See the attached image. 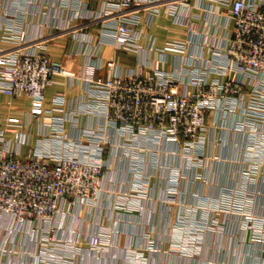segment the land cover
<instances>
[{
    "label": "built area",
    "instance_id": "built-area-1",
    "mask_svg": "<svg viewBox=\"0 0 264 264\" xmlns=\"http://www.w3.org/2000/svg\"><path fill=\"white\" fill-rule=\"evenodd\" d=\"M191 1H195V6L190 5ZM204 1L220 5L228 12L230 35L223 38L224 45L220 47L214 43L215 37L210 45L202 42L212 50V59L205 66L185 62L177 71H162L159 66L167 62L168 55L183 58L189 43L199 36L193 29L190 12L194 7L203 8ZM60 3L70 15L63 25L51 24L55 31L52 34L29 36L20 27L26 23L24 12L6 13L0 29L4 33L0 37V94L26 97L31 105L29 115L44 130L40 146L24 156L20 147L28 144V137L16 134V147L12 149L10 139L0 130V264H15L18 255L26 257L22 264H73L72 258L78 253L94 255L106 249L110 243L104 232L68 230L64 224H68L67 219H76L80 213H91L97 207L110 159L127 161L134 190L116 194L114 209L132 210L130 205L141 208L139 203L151 189L152 177L144 169V153L164 143L175 146L181 153L183 166H157L156 154L151 166L167 170L168 185L176 187L187 179V172L203 167L206 161V117L210 111L240 113L241 120L234 128L247 134L252 129L246 150L249 166L242 172L253 178L264 167V0H61ZM161 13H166L175 25L185 27L192 39L174 40L157 50L154 38L149 36L148 51L158 57L138 63L137 70L114 59L102 62L98 50L104 45L112 46L116 52L140 54L142 37H147L152 19ZM94 27H98V44L91 47V38L86 34L82 39L93 62L85 65L80 75L68 72L62 62L46 54L47 43L56 34L74 36ZM3 44L9 48L3 49ZM100 68L106 70V78H94L95 70ZM232 73L236 75L233 79ZM212 75L217 78L211 79ZM54 76L81 80L87 102L80 100L78 107L69 110L66 99L56 96L51 108L44 111L45 90ZM82 114L102 120L103 126L82 129L77 137L67 139L68 123L76 128ZM107 127L118 137L114 147ZM109 145L115 155L104 158ZM199 177L195 176V180ZM242 192L236 189L222 192L219 199L222 203L216 206L219 209L215 213L239 216V231L252 232L253 240L264 243V219L242 211L241 199L245 198ZM189 220L187 214H182L174 226L178 234L174 243L182 255L199 250V234L204 227L199 219L195 227ZM213 223L223 227L219 221ZM147 246L150 247V242ZM66 251L71 252V258ZM142 254L139 247L128 251L124 259L128 264H140ZM260 263L264 264V260Z\"/></svg>",
    "mask_w": 264,
    "mask_h": 264
},
{
    "label": "crops",
    "instance_id": "crops-1",
    "mask_svg": "<svg viewBox=\"0 0 264 264\" xmlns=\"http://www.w3.org/2000/svg\"><path fill=\"white\" fill-rule=\"evenodd\" d=\"M60 1L10 0L6 2L0 0V29L3 28L6 13L19 15L24 12L27 14L26 23H22L20 27L29 36L52 34L55 31L52 30L51 24L57 22L63 25L64 20L70 15L66 9H62L63 4L61 5ZM194 2L191 1L190 5L195 6ZM206 2L203 3V8L194 7L190 12L193 16V29L199 34L196 40L193 39L188 45L187 55L193 58L190 59L187 55L183 58L168 55L167 62L159 66L162 71H177L185 62H190L192 66L203 67L207 60L212 59V50L204 46L202 42L207 41L206 43L210 45L213 41L212 37H215L214 43L218 47L224 45L223 38H227L231 32V24L226 19L228 12L220 5ZM142 28L144 29L143 26ZM3 34V31H0V37ZM85 34L91 38L89 42L91 47L98 44V27L80 31L74 36L70 33L56 34L53 40L47 43L46 54L51 59L62 62L68 72L76 76L80 75L83 67L93 62V59L88 56L86 42L82 40ZM147 34V37H142L140 41L143 51L138 55L116 52L112 46L104 45L99 48L98 56L102 62L114 59L125 67L137 70L138 63H145L147 59L153 60L158 57L157 53L148 51L147 38L149 36L154 38V48L157 50L174 40L192 39L187 29L175 25L166 13H161L152 19ZM2 48L8 49L9 45L3 44ZM106 77L107 73L104 68L95 70L94 78ZM234 77L236 75L232 73L230 78ZM210 78H217V75H212ZM56 96L66 99L69 110L78 107L80 100L87 102L83 82L81 80L71 81L65 76L52 78V84L45 90L44 111L51 108V101ZM30 110V101L26 97L12 98L0 94V130L5 133L6 139H10L12 149L16 147L14 143L16 134L28 137V144L20 147V154L23 156L33 148L40 146L42 139L40 134L44 133L40 123L34 121L29 115ZM55 114L61 115L60 112H55ZM240 120L238 111L228 114L214 111L207 113L206 161L203 167L186 173L187 179L180 183L184 193L179 199L185 204L196 205L199 202L205 207L207 204L210 206L221 204L222 202L219 201L221 193L226 190L236 189L243 192L247 190L250 194L247 195L248 197L238 198L246 203L245 211L264 219V167H260L253 178L243 174L242 171L249 166L246 150L248 149L247 141H251L252 129H248V134L243 130L235 129V124H238ZM97 126H103V121L82 114L78 118L76 128L68 123L65 134L67 139H73L82 129H92ZM106 133L113 143L111 146L114 147L118 137L110 127H107ZM173 152L175 154H171ZM109 154L115 155L110 145L104 158H107ZM155 154L158 161L157 166H183L181 153L173 144L164 143L161 147L151 151L147 150L143 155L144 169L152 176L149 183L151 189L148 191L147 199L143 198L139 203L141 208L137 205H130L132 210L114 209L116 194L133 193L134 190L131 188L132 180L127 161L110 159L109 168L105 171L103 180V191L97 200V207L91 213H80L81 216L76 219H67L68 224H64L68 230H87L89 233L102 231L110 245L94 255L78 253L75 258H72L73 264H128L124 255L139 247L143 253L140 264H261L260 261L264 260V243L253 240L252 232L239 231V216L211 213L206 210L198 211L194 217L201 221V226H204L199 234V250L192 255H182L177 252L174 242L178 234L174 226L176 227V221L181 218L182 213L178 212V204L170 205L162 201L161 197L169 173L157 167L152 169ZM117 156L119 154L115 157ZM197 175L201 176V180H195ZM222 198L225 199L224 196ZM223 204L227 203L223 202ZM215 220L222 223L223 227L213 223ZM87 225L88 229H86ZM64 231L66 232V229ZM146 236L149 238L146 239ZM148 242H150L149 248ZM66 253L69 256L71 252L66 251ZM24 258L26 257L22 255L15 256L14 263L22 264L26 262L21 261Z\"/></svg>",
    "mask_w": 264,
    "mask_h": 264
},
{
    "label": "rangeland",
    "instance_id": "rangeland-1",
    "mask_svg": "<svg viewBox=\"0 0 264 264\" xmlns=\"http://www.w3.org/2000/svg\"><path fill=\"white\" fill-rule=\"evenodd\" d=\"M180 178L182 177V173H180ZM201 178V176L198 178V180ZM201 180V179H200ZM167 183V182H166ZM149 191V190H148ZM148 191L146 192V194L144 193L142 195V199L146 198L147 199V195H148ZM246 192H242L244 194V197H248L250 194H248L247 190H244ZM183 191L181 190V186L180 183L178 182V185H176V187H172L170 185H168V183L166 184V187H164L163 189V193H162V201L165 204H170V205H175L178 204V212L182 213V214H187L188 217H190L189 222H191L193 224V226L195 227L197 225V223L199 222V220L196 218H194L195 214L198 211H204L206 209L207 212H215L217 211L219 208H217V205H209L207 204L205 207L200 204L198 202V204L196 205H190V204H185L182 202V200L179 199L180 195H183ZM246 195V196H245ZM248 195V196H247ZM253 197V195H252ZM246 203L242 202V211L245 210L246 208ZM190 229V228H188ZM188 231H192V230H188Z\"/></svg>",
    "mask_w": 264,
    "mask_h": 264
}]
</instances>
